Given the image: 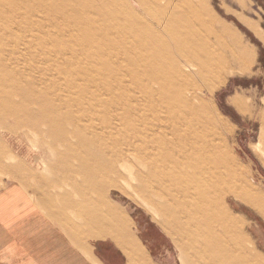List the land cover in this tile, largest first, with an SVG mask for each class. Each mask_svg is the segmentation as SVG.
<instances>
[{
	"label": "rangeland",
	"instance_id": "1",
	"mask_svg": "<svg viewBox=\"0 0 264 264\" xmlns=\"http://www.w3.org/2000/svg\"><path fill=\"white\" fill-rule=\"evenodd\" d=\"M172 1L150 3L158 2L167 17L188 23L193 31L188 44H215L210 26L215 25L235 31L255 57L249 72L235 66L214 92L203 84L206 88L201 85L196 93L203 102L213 103L231 130L215 136L223 165L222 183L216 188L223 217L210 222L216 232L206 239L197 236L191 247L190 239L170 230L163 214L139 196L130 173L107 177L87 150L94 143L99 159H104L97 143L114 144L108 135L121 124L120 93L126 90L133 96L134 84L125 75L123 89L115 74L120 61L106 46L94 42L89 49H101L107 64L74 44L79 30L73 22L82 19L77 13L71 21L65 18L72 0H0V191L22 186L15 194L26 198L28 191L86 255L100 246L103 264H130V252L135 264H260L256 249L264 255V127L259 116L264 111V0H175L177 7ZM130 2L141 9L136 0ZM54 7L66 12L60 18L51 16ZM197 54L202 57L203 52ZM229 56L238 61L235 53ZM237 96L247 102L249 115L233 102ZM119 146L130 161L128 169L131 164L138 167L142 154L134 146ZM106 157L116 158L112 152ZM93 162L99 173L90 172Z\"/></svg>",
	"mask_w": 264,
	"mask_h": 264
},
{
	"label": "bare ground",
	"instance_id": "2",
	"mask_svg": "<svg viewBox=\"0 0 264 264\" xmlns=\"http://www.w3.org/2000/svg\"><path fill=\"white\" fill-rule=\"evenodd\" d=\"M72 1L73 8L67 10L70 13L65 10L59 12L54 7L55 10H49V14L60 18L66 12L65 18L71 21L77 13L75 16L78 15L82 22H73L79 30L77 40H72L74 44L88 48L87 53H95L105 64L108 62L105 57H108L104 52L100 48L98 53L92 52L89 47L94 42L106 46V50L113 52L120 61L121 68L115 74L120 76L123 89H127V84H123L125 75L130 76L129 82L134 84L131 89L133 96L121 89L118 118L121 124L117 126L116 133L108 131V137L114 144L94 141L101 145L104 159H99L102 155L93 147L94 143L90 142L87 150L98 158L97 163L108 174L107 177L113 172L122 174L123 170L130 173L139 185V196H145L163 214L164 224L182 238L190 239L191 247L196 246L197 236L206 239L211 232H216L210 226L211 219L222 220L223 217L218 210L222 196L216 191L222 183V149L216 139L223 132H231L213 103L203 102L196 93L203 84L214 92L234 73L235 66L241 73L249 72L255 60L253 51L235 31L216 29L215 25H210L216 33L215 44L206 41L188 44L192 28L177 16L169 13L170 17H167L160 11L158 2L152 4L150 0H136L141 8L137 10L130 0ZM173 1L171 6L175 5ZM202 21L207 22L204 16ZM97 28L104 31L92 33ZM71 30L76 29L72 27ZM70 45L75 47L72 43ZM198 51L203 52L202 57L198 56ZM231 53L238 57L237 62L229 56ZM233 102L241 113L249 115L244 99L237 96ZM259 116L264 127V111ZM128 131L133 132L130 134ZM120 144L134 146L142 154L138 167L131 164V169H128L130 161L127 155L124 156ZM103 145L109 146L110 151ZM110 152L116 158L108 161L106 156ZM224 152L228 154L230 149ZM82 161L86 164V160ZM94 163L90 172L99 173ZM153 196L164 202L154 201ZM128 257L130 264H135L131 252Z\"/></svg>",
	"mask_w": 264,
	"mask_h": 264
},
{
	"label": "crops",
	"instance_id": "3",
	"mask_svg": "<svg viewBox=\"0 0 264 264\" xmlns=\"http://www.w3.org/2000/svg\"><path fill=\"white\" fill-rule=\"evenodd\" d=\"M20 187L0 191V264H103L100 246L86 255L28 191L15 194Z\"/></svg>",
	"mask_w": 264,
	"mask_h": 264
}]
</instances>
